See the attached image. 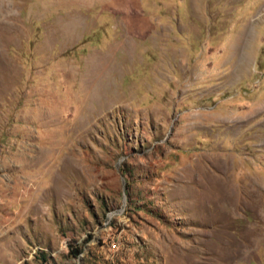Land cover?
I'll return each instance as SVG.
<instances>
[{
    "label": "rangeland",
    "instance_id": "rangeland-1",
    "mask_svg": "<svg viewBox=\"0 0 264 264\" xmlns=\"http://www.w3.org/2000/svg\"><path fill=\"white\" fill-rule=\"evenodd\" d=\"M0 264H264V0H0Z\"/></svg>",
    "mask_w": 264,
    "mask_h": 264
}]
</instances>
